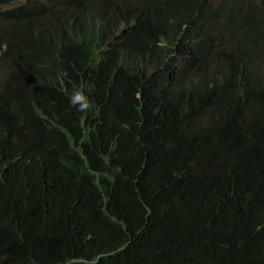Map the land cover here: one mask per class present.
Returning a JSON list of instances; mask_svg holds the SVG:
<instances>
[{
    "label": "trees",
    "instance_id": "trees-1",
    "mask_svg": "<svg viewBox=\"0 0 264 264\" xmlns=\"http://www.w3.org/2000/svg\"><path fill=\"white\" fill-rule=\"evenodd\" d=\"M0 53V264H264V0H0Z\"/></svg>",
    "mask_w": 264,
    "mask_h": 264
},
{
    "label": "clouds",
    "instance_id": "clouds-1",
    "mask_svg": "<svg viewBox=\"0 0 264 264\" xmlns=\"http://www.w3.org/2000/svg\"><path fill=\"white\" fill-rule=\"evenodd\" d=\"M3 51H7V44L3 45ZM2 54V53H0ZM67 76V73L64 74ZM61 85H63L64 81L61 79ZM70 103L78 108L81 112H88L92 109L93 105L89 101L88 97L85 93L79 89L74 90L69 96Z\"/></svg>",
    "mask_w": 264,
    "mask_h": 264
}]
</instances>
